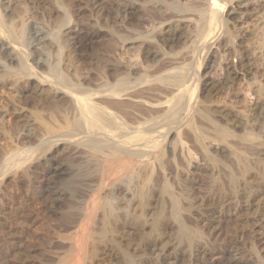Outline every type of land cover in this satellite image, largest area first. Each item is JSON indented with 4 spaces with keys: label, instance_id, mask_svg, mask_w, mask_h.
<instances>
[{
    "label": "bare ground",
    "instance_id": "6f19581e",
    "mask_svg": "<svg viewBox=\"0 0 264 264\" xmlns=\"http://www.w3.org/2000/svg\"><path fill=\"white\" fill-rule=\"evenodd\" d=\"M73 1L78 19L86 12L99 24L77 20L61 40L86 66L80 82L61 70L56 52L59 60L47 70L32 69L35 51L49 39L44 30L28 28L27 52L2 53L26 71L0 79L20 97L18 108L4 106L20 117L7 133L15 147L0 151V264H240L215 242L225 217L248 222L237 221L241 203L264 197V82L254 75L264 64V0L256 14L261 23L244 9H226L242 0ZM64 2L54 1L60 27L74 21ZM0 3V37L19 49L24 33L6 23L14 7ZM109 19L111 31L102 24ZM244 41L251 47L240 51L236 44ZM94 43L99 47L91 52ZM236 54L237 63L228 60ZM217 68L221 77L206 76ZM241 78L248 82L242 96L255 100L211 106ZM200 171L210 179L202 194L190 178ZM8 204L18 206L8 211ZM232 227L223 245L264 264V229Z\"/></svg>",
    "mask_w": 264,
    "mask_h": 264
},
{
    "label": "rangeland",
    "instance_id": "374dc122",
    "mask_svg": "<svg viewBox=\"0 0 264 264\" xmlns=\"http://www.w3.org/2000/svg\"><path fill=\"white\" fill-rule=\"evenodd\" d=\"M54 1L55 0H52V2H53V4H52V6H50V7H44L42 4H40V5H34V6H32V3L29 1V0H10V3L9 4H12V6L14 7V17H12V18H10V19H8L7 20V24H8V26L7 27H12V26H9L10 24L11 25H15L14 27H12L13 29H15V30H18L19 31V33H20V31L22 32V33H24L23 34V36L22 35H20V37L22 36V38L19 40V41H22L23 43H22V45H19L21 48H23V49H21V48H19V49H14V47L13 46H11L10 44H8L7 42H4L5 40L3 39V38H1L0 37V79L2 80H4L6 77H7V74L8 73H18V74H20V72H21V70L23 71L24 70V72L26 71L25 70V68H23L22 69V66H21V64L17 61V62H14V63H12V64H9L8 62H6L5 61V59H4V57L2 56L3 54V51H4V49L5 50H7V51H12V52H14V54L16 55V50H18V52L19 53H21V52H23L24 50L26 51L27 49H29V43L31 42V40H32V38H29V30H28V28L30 29V28H36V29H38V30H40L41 32L43 31V33H44V35L48 38L49 37V39L48 40H46V41H44V42H42L40 45H39V49L38 50H36L35 52L36 53H34V56H33V58H34V60H31V61H34V67H36V68H34L33 66V70H36V69H38V71H39V69L41 68L42 70H45L46 69V67H50L51 66V64L54 62V61H56L57 60V57H59V54H60V56L61 57H59V59H60V61H59V66L60 67H62L61 68V70L65 73V74H69V76L71 75V76H74V79L76 80V82H78L77 81V79H78V77L79 78H81L83 75L82 74H86L85 72H82L84 69H82V68H84V67H86L85 66V64H83L84 66H79V64H78V61L77 62H75L74 60H73V56H72V54L70 53V50H68V48L67 47H65V44L63 43V42H61V40H63V38H64V36H66V35H64L63 36V34H67V33H69V31L71 30V28H73V26H74V24L75 23H77V20L79 21L78 22V24H86V23H90L91 25H94V27H97V26H99V24L98 23H96L97 21L96 20H93V21H91L89 18H91V16L90 15H88L86 12H84V16H82V18L80 19H78V17H76L75 15L76 14H78L77 13V11H75V8H76V6L74 5V1L73 0H64L65 2L63 3L64 4V6H67V7H65V8H67L66 10H67V13L70 15V17H71V19H74V21L72 20L71 22H67V23H65L63 26H59L60 24H61V22L62 21H59V20H61V18H62V14L59 12V11H57V10H55V8H57V7H59V4H55L54 5ZM111 1H113V2H111ZM135 1V0H134ZM143 1V0H142ZM256 1V2H255ZM103 2L104 3H109V4H111V3H113V4H115V3H117V1L116 0H103ZM242 3V4H241ZM257 3H259V5L257 4ZM257 4V5H256ZM261 4H263V0H242L241 2H234V3H227V5H226V9H227V7H228V9L230 10V12L231 13H235V12H238L239 10H243L244 9V11L245 12H243V14L245 15H253L252 16V20H253V22H256V23H261L262 22V18H260V16L259 15H256V14H260L259 12V9H260V6H261ZM0 7L2 8L4 5L2 4V3H0ZM254 6V7H253ZM26 7V8H25ZM37 7H39V8H37ZM42 7V8H41ZM70 7V8H69ZM25 8V9H24ZM48 8V9H47ZM257 8V9H256ZM3 9V8H2ZM70 9V10H69ZM245 9H247V10H245ZM256 9V10H255ZM236 10V11H235ZM27 11V12H26ZM70 11V12H69ZM26 13V14H25ZM71 13V14H70ZM17 14V15H16ZM24 14V15H23ZM20 15V16H19ZM255 16H256V18H255ZM17 17H18V19H17ZM38 17V18H37ZM63 17H64V15H63ZM74 17V18H73ZM94 17H96V15L94 16ZM258 17V18H257ZM21 18V19H20ZM13 19H15V21L13 20ZM23 19V20H22ZM259 19V21H256V20H258ZM10 20H12V21H10ZM86 20V21H85ZM90 20V21H89ZM110 20V19H109ZM107 21V23L106 24H104V23H102L103 25H104V28H106V29H108L109 31H111V29H113L112 27L114 26V24H113V20H110V21ZM10 21V22H9ZM23 21V22H22ZM21 22H22V24H21ZM59 22V23H58ZM10 23V24H9ZM58 23V24H57ZM249 23V22H248ZM248 23H246V25L244 24L243 26H242V34L243 33H245V32H248V28H250V26H251V23H249V25H248ZM20 24L22 25L21 27H22V29L23 28H25V29H23L24 31H22V29H20L19 30V28H21L20 27ZM23 24H25V26L23 25ZM58 25V27L56 26V25ZM68 24V25H67ZM112 25V26H111ZM19 28H18V27ZM28 26V27H27ZM32 26V27H31ZM69 26V27H68ZM107 26V27H106ZM49 27V28H48ZM11 28V29H12ZM43 28V29H42ZM55 28V29H54ZM248 30H247V29ZM57 29H59V30H57ZM61 29V30H60ZM148 29V28H147ZM54 30H57L56 32L54 31ZM142 30V29H141ZM244 30H246V31H244ZM14 31V30H13ZM17 31V32H18ZM47 31V32H46ZM53 31V32H52ZM59 31V32H58ZM15 32V31H14ZM28 32V33H27ZM22 33H20V34H22ZM51 33H54V34H59L58 35V37H57V35L55 36V37H57V38H54L53 37V35L51 34ZM26 35V36H25ZM51 35V36H50ZM143 35H144V33H143ZM238 34H236V36H237ZM60 36H61V38H60ZM239 36H237V38H238ZM55 39V40H51V39ZM60 40H59V39ZM56 39H57V41H56ZM25 40V41H24ZM59 40V41H58ZM54 41V42H53ZM57 42V43H56ZM247 43L245 44V41L244 42H242V43H240V44H238V42H237V44H236V47L240 50V51H242V50H245V49H248V47L250 48L251 47V43L249 44V42L250 41H246ZM19 43H21V42H19ZM25 43V44H24ZM61 43V44H60ZM57 44V45H56ZM58 44H60V46H62L61 48H60V46L58 45ZM4 46V47H3ZM6 46H7V48H6ZM57 46V47H56ZM13 47V49H11ZM43 47V48H42ZM53 47V48H52ZM97 47H99V43H94V44H92V46H91V48L92 49H90L89 51H91V52H96L97 51ZM56 48H58L57 50H56ZM213 48V47H212ZM41 49V50H40ZM67 49V50H66ZM94 49V50H93ZM258 49H260V48H257L253 53H252V57L253 58H257L259 55H260V53L262 52V53H264V51H263V49L261 50V52L260 51H258ZM23 50V51H22ZM56 50V51H55ZM28 51V50H27ZM26 51V52H27ZM55 52H56V55H57V57H56V55H54L55 54ZM62 52V53H61ZM220 51L218 50L217 52H216V55L217 56H220V53H219ZM69 53V54H68ZM257 53V54H256ZM18 54V53H17ZM49 54V55H48ZM53 55L55 56V57H53ZM221 55H222V53H221ZM64 56V57H63ZM233 57H235V58H233ZM239 57H240V54H236L235 56H229L228 57V60H230V61H232L233 63H234V61H235V63H237L238 62V59H239ZM17 58H20V56H18ZM58 59V60H59ZM224 59H225V56H224V58H221V60H220V62H221V64L222 63H224ZM54 60V61H53ZM57 60V61H58ZM63 60V61H62ZM49 61H51V62H49ZM62 61V62H61ZM48 62V63H47ZM69 62V63H68ZM20 65H19V64ZM71 63V65H69V67L67 66L68 64H70ZM48 64V65H47ZM50 64V65H49ZM65 64V65H64ZM67 64V65H66ZM73 64V65H72ZM6 65H8V66H6ZM37 65V66H36ZM41 65V67H39ZM260 65H261V67H260ZM12 66V67H11ZM17 66V67H16ZM19 66V67H18ZM20 66H21V68H20ZM45 66V67H44ZM66 66V67H65ZM78 66V67H77ZM257 66V68H256V74H254L255 75V77L257 78V79H261L263 82H264V75H262L261 73H260V71H262L263 72V70H264V64H259V65H256ZM5 67H7V68H5ZM37 67H39V68H37ZM73 67V68H72ZM78 69H77V68ZM259 67V68H258ZM15 68H16V70H15ZM20 68V69H19ZM47 68V69H48ZM74 68L76 69V70H74ZM46 69V70H47ZM82 69V70H81ZM91 70V72H92V74L95 76V75H98L97 74V70H96V68H90ZM4 70H5V72H4ZM11 70V71H10ZM14 70V71H13ZM210 70V71H209ZM214 70V71H213ZM17 71V72H16ZM75 71V72H74ZM85 71V70H84ZM93 71H94V73H93ZM96 71V72H95ZM212 71V72H211ZM68 72H70V73H68ZM80 72V73H79ZM217 72V73H216ZM216 72H215V69H207L206 70V76L208 75V76H213V77H216V76H222V72H221V70L220 69H216ZM258 72V73H257ZM208 73V74H207ZM2 74L5 76H2ZM215 74V75H214ZM221 74V75H220ZM78 75H80V76H78ZM82 75V76H81ZM250 75H252V74H249L248 76H247V79H253L254 80V78L252 77V76H250ZM75 76H77V78H75ZM85 76V75H84ZM99 76V75H98ZM218 76V77H219ZM250 76V77H249ZM259 76V77H258ZM7 78H9V76L7 77ZM244 79V80H243ZM241 78L238 82H240V83H238V82H236V81H234L232 84L230 83V85H231V92L229 93V95L228 96H226L225 97V99H223L222 97H215V98H212L213 100H211V102H212V104H211V106L212 107H214V108H218L219 110H224V109H221V108H228V107H226V105L227 106H229L228 105V103L230 104H232L234 107H239V106H241L242 104L240 103V102H242V100L244 101H248L249 99L250 100H255L254 99V97H253V99H252V96L250 97H247V98H245L244 96H242V95H244V90H245V88L244 87H246L247 86V84H248V82L245 80V78ZM250 79V80H251ZM0 80V151H1V149L3 150H5V149H13L15 146L13 145V144H15L14 142H13V138H9L8 137V135H7V133L9 132V130H10V128L12 127V125L13 124H16L17 123V121L19 122V118L18 117H20V110H16L15 112H13V110H12V112H7L6 110H5V108L6 107H4V106H6L7 105V103H8V105H7V107L9 106V104H10V106H13L14 104V106L13 107H15V108H13V109H16V108H18L17 106H20V97L19 96H17L16 94H15V92H12V90L11 89H9V88H7L8 86H9V83L11 82H8V81H6V83H3V81H1ZM253 80H251L250 82H252ZM243 81V82H242ZM247 83H246V82ZM80 82V81H79ZM3 84V85H2ZM244 86V87H243ZM42 88H46V86H43ZM243 88V89H242ZM11 99H13V101L11 100ZM221 99V100H220ZM257 99V98H256ZM262 99V98H261ZM260 100V99H259ZM258 100V101H259ZM7 101V102H6ZM17 101V102H16ZM244 101V103H247V102H245ZM257 101V100H256ZM214 102V103H213ZM19 104V105H18ZM218 104V105H217ZM3 130H5V131H3ZM5 132V133H4ZM5 134V135H4ZM16 137V136H15ZM11 140H9V139ZM7 140V141H6ZM10 141V142H9ZM5 143V144H4ZM8 143V144H7ZM10 143H12L11 145H10ZM8 145H10V146H8ZM13 145V146H12ZM16 145V144H15ZM9 147V148H7V147ZM12 146V147H11ZM9 150V151H10ZM59 155L61 154H63V152H60V153H58ZM56 155V156H58V158H60L61 157V155L59 156V155ZM62 157H64V155H62ZM200 173V174H199ZM199 173H194L193 175H191L190 176V178H192V182H193V184H194V188L195 189H198L199 188V192L202 194L205 190H206V186L209 184V182L208 181H210V179H209V176L207 175V173L206 172H204V171H200ZM196 178H197V180H196ZM41 179H43V178H41ZM13 181H14V179H13V177L10 175V177H8V178H6V180H5V183L7 184V185H12L13 184ZM197 187V188H196ZM204 188H205V190H204ZM260 199V200H259ZM256 200H259L258 202H255ZM253 202L254 203H252V205H248L249 203H246V202H242L241 203V210H240V213L238 212L237 213V215L239 214V219H237V221H240V220H248V222H246V223H241V222H236L235 220H233L232 219V217H225L224 219V221H223V223H222V228L221 229H223V227L224 228H226L225 230H224V232L222 233V234H218L217 235V239H216V245H219V246H223L224 248L226 247L228 250H230V254H231V258L232 259H234V260H237V261H239V263L240 264H258L255 260H253V259H255V257H254V255H252V253L251 252H249L248 250H235L234 249V245L233 244H225V245H223V241H222V239H226V238H228L229 237V232H230V230L233 228L232 226H234V224H236V223H238V225H240L241 226V228L244 230V231H246V233L247 232H249L250 231V229H260V230H263L264 229V217H262V214H263V212H264V197L263 196H260V197H257L255 200H253ZM246 203V204H245ZM256 204V205H255ZM262 204V205H261ZM247 205L248 206H250L249 208H247ZM8 206V211H11V210H13V208L15 209V208H17L16 206H18V204H8L7 205ZM256 206H258L259 208L256 210ZM261 206V207H260ZM253 208H255V209H253ZM250 209V210H249ZM247 210V211H246ZM233 209L230 211V214L231 213H233ZM226 212H228V211H226L225 209H223L222 211H221V215H223V214H225ZM247 212V213H246ZM218 213H219V211H218ZM218 213H216L215 214V216H217L218 217ZM241 214V215H240ZM261 214V215H260ZM251 215V216H250ZM254 217V218H253ZM260 217V219L258 220V221H256V225L254 224V225H252V222L253 221H255L254 219H258ZM252 219V220H251ZM243 222V221H242ZM241 223V224H240ZM251 223V224H250ZM257 224H258V226H257ZM219 226H221V225H218L217 227H216V229H215V231H217V229L219 228ZM229 230V231H228ZM213 231H214V229H213ZM219 232V230L217 231V233ZM225 233V234H224ZM220 238V239H219ZM213 240H214V238H212ZM237 241L238 242H240L241 244H243V243H247L246 241H243V239H237ZM243 246V245H242ZM247 249V248H246ZM184 251L186 252L187 250H185L184 249ZM246 251H248L247 253H250V254H247L246 253ZM213 260H215L216 258V255L213 253ZM260 255H261V258L263 259V261H264V250L263 251H261L260 252ZM213 260H211V261H213ZM218 261H216V263H217ZM185 264H189V262L187 263H185Z\"/></svg>",
    "mask_w": 264,
    "mask_h": 264
}]
</instances>
